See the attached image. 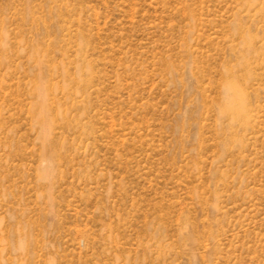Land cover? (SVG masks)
Instances as JSON below:
<instances>
[{
	"label": "rangeland",
	"instance_id": "obj_1",
	"mask_svg": "<svg viewBox=\"0 0 264 264\" xmlns=\"http://www.w3.org/2000/svg\"><path fill=\"white\" fill-rule=\"evenodd\" d=\"M0 264H264V0H0Z\"/></svg>",
	"mask_w": 264,
	"mask_h": 264
}]
</instances>
